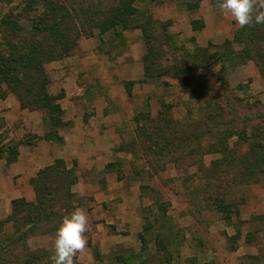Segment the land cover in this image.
<instances>
[{
	"label": "rangeland",
	"instance_id": "obj_1",
	"mask_svg": "<svg viewBox=\"0 0 264 264\" xmlns=\"http://www.w3.org/2000/svg\"><path fill=\"white\" fill-rule=\"evenodd\" d=\"M196 1L136 2L138 13L135 19L147 22L152 35L150 43L161 52L156 58L159 64L168 66L172 61L181 60L185 49L192 50L194 47L207 48L211 55L223 53V42L231 40L240 29L230 15L221 13L215 7L209 10V5H215L216 0H201L189 9V3ZM20 9L18 0L8 5L0 2V15H13ZM28 15L32 17V13ZM193 20H201L204 27L192 30ZM97 34L94 31V36L90 38L80 35L69 58L45 65L51 94L59 93L56 90L66 84L67 68L61 67L65 60L69 67L68 76L74 81L79 79L85 96L73 95L71 102L85 108L86 118L99 110L100 113L114 114L115 122L121 123L110 134L116 141L113 153L106 158L108 163L111 162V169L106 167L90 174L81 173L88 190L79 196L82 191L79 183L72 193L71 206L64 212L67 215L76 207H81L89 216L87 257L84 253L79 258L76 256L74 264H125L121 256L141 253H146L147 258L152 257L148 264H264V165L250 164L252 157L247 144L254 140L245 142L234 134L228 140L233 151L225 154V158L215 154L204 155L207 144L216 143L220 137V133L212 127L210 117L207 118L204 113V102L208 96L192 99L175 79L165 74L154 85L140 84L139 80L143 77L142 57L146 54V42L140 30L131 29L120 36L107 33L99 37ZM233 49L240 51L242 46L234 45ZM207 66L209 70L198 71L197 74L193 70L188 76L199 75L198 81L212 85V91L220 98L223 120L230 119L227 115L230 108L243 113L249 104H258L255 106L257 110L264 111V76L258 59L243 61L239 55L235 62L215 63L209 60ZM212 73L219 75L223 85L214 80ZM130 81L134 85L125 87V83ZM68 91L73 94L76 87L68 88ZM4 100L0 98V160L5 162L1 168L4 176H0V221L10 217L11 202L17 200H11L8 192L10 179L13 181L16 178L5 171L15 162L7 165L5 148L18 140L37 142L35 146H38L44 142L43 139L38 140V136L47 132L43 113L40 112V115L46 130L41 125L35 126L34 122L39 119L34 111L24 110L27 113L22 114L12 108H9L11 112L3 111L6 109L2 103ZM68 104L65 101L63 106L67 108ZM144 115L149 117L146 122L141 119L145 118ZM135 117H139L140 123H147L146 131L154 133L153 137L146 139L138 136L134 130ZM160 117L167 118L171 126L164 132V137L161 135L163 132L158 130V126H164ZM68 126L65 125L66 128ZM249 127L252 130H247V137L254 129L258 130L261 133L259 139L264 143V120H256ZM64 129L58 131L63 141L51 143L47 159L55 160L57 153L61 152L64 143L61 131ZM209 130L213 131V137L208 134ZM239 130L230 131L237 133ZM199 131L204 133L201 148L190 137L185 138ZM134 138L138 139L137 144ZM158 139L160 143L172 141L170 139L188 142L185 148L171 142L166 148L168 151L156 155L148 147H152ZM244 157L247 162H238ZM217 159L220 162L215 171L211 170V162ZM65 166L71 170L70 176L76 178L75 160L70 161L71 167L66 163ZM106 184L112 187L111 195L107 201H102L100 195L96 200L95 194ZM30 189L22 186L26 196L18 199L33 202L35 197ZM217 199L223 200L229 207V218L214 210ZM160 203L166 207L163 213L158 210ZM61 220L62 217L54 216L51 221L38 225L27 239L28 250L38 256L47 253L44 261L50 264L55 233ZM148 223L153 225V229L147 232L145 242L141 243L138 235L144 233L143 227ZM6 227L9 229L12 224L8 223ZM105 231L120 236L113 243L106 242L103 240ZM158 232L162 233L161 245L167 248V252L160 251L155 242ZM25 254L19 243L1 252V256L11 263L24 259Z\"/></svg>",
	"mask_w": 264,
	"mask_h": 264
},
{
	"label": "trees",
	"instance_id": "obj_2",
	"mask_svg": "<svg viewBox=\"0 0 264 264\" xmlns=\"http://www.w3.org/2000/svg\"><path fill=\"white\" fill-rule=\"evenodd\" d=\"M15 0H0L4 4H12ZM21 9L16 14L0 15V98L4 99L8 94L13 95L21 110L40 111L43 113V122L47 127V132L38 136V140L43 139L48 143L54 141L62 142V137L58 131L66 123L63 122L64 111L60 105V100L64 97L63 92L51 94L48 90L49 79L45 72V65L62 60L71 56L77 45L80 35L88 38L94 36V31L101 37L107 33H114L120 36L122 32L137 29L142 33L146 42V54L142 57L143 77L139 83L156 84L161 76L167 75L181 86L184 93L195 99L201 96L205 99L204 111L207 118L210 117L211 125L220 137L207 144L203 151L204 155H220L225 158V154L231 153L233 148L229 147V139L236 134L240 140L245 142L254 140L247 144V149L251 155V165H264V143L260 138V131L254 129L248 137L247 130H252L249 125L256 120H264V111L257 110L258 104H249L248 109L241 113L237 109L230 108L227 115L230 119L223 120V108L220 98L212 91V85L198 81L199 75L189 77L188 74H196L198 71H207L208 61L235 62L237 57L243 61L251 58L258 59L260 69L264 76V25L240 28L231 40L225 41L222 47L223 53L211 55L207 48L194 47L185 49V54L177 61H172L170 65H162L156 62V58L161 54L153 44L150 43L151 34L147 22L137 21L138 9L135 4L138 0H18ZM201 0L189 3L188 8L197 6ZM32 13V17L28 14ZM192 30H201L204 23L201 20L191 22ZM234 45L242 46L240 51L233 49ZM254 46V47H253ZM178 49V48H177ZM180 49H183L182 47ZM194 70V71H193ZM214 80L223 85L222 79L216 73H212ZM196 78V79H194ZM133 82H126L125 87H132ZM208 88V89H207ZM240 88V86H239ZM129 89V88H128ZM130 92V91H128ZM253 108L255 110H253ZM147 116V117H146ZM146 119L148 115H144ZM164 126H158V130L164 132L170 129V122L167 118L160 117ZM135 131L140 138H151L154 133L146 131V124L140 123L139 117H135ZM156 121V120H155ZM237 129L231 133L230 130ZM213 137V131H207ZM156 135H159L156 134ZM36 136V135H34ZM202 131L190 133L185 137H190L201 148ZM138 137V138H139ZM264 138V137H263ZM167 141L160 143L156 140L152 147L156 155L163 154L171 142H175L182 148L187 146L188 141ZM174 143V144H175ZM36 143L27 140H18L16 144H10L5 148L7 165L16 162L19 146H35ZM187 148V147H186ZM160 150V151H159ZM194 151V150H193ZM248 157V156H247ZM2 157L0 156V159ZM235 160V159H234ZM219 159L211 162L215 171ZM238 162H247L246 157ZM250 164L248 166L250 167ZM250 174L252 173L249 171ZM71 170H67L65 162L55 159L53 163L41 170L30 179V185L34 193V201L27 202L24 199H17L11 202V214L6 221H0V264H50L44 261L47 253L43 252L38 256L28 250L27 239L35 231L38 225L52 220L54 216L63 217L67 207H70V200L74 197L71 186L76 178L71 177ZM212 175V173H211ZM249 175V174H248ZM245 182V181H244ZM215 201L214 210L228 217L229 207L223 200ZM158 210L162 213L166 207L160 203ZM156 222L159 223L158 218ZM8 223L12 224L9 229ZM162 226V225H161ZM153 229V225H144L143 232L139 233L141 243L145 242L147 232ZM170 232V231H169ZM161 232L156 233L157 246L160 251L167 252V248L162 246L163 240ZM3 235V236H2ZM2 236V237H1ZM20 244L24 250L25 258L18 262L4 259L1 256L6 248L11 245ZM161 247V248H160ZM144 248V246H143ZM152 257L147 258L146 253L137 255H124L120 259L125 264H148Z\"/></svg>",
	"mask_w": 264,
	"mask_h": 264
},
{
	"label": "crops",
	"instance_id": "obj_3",
	"mask_svg": "<svg viewBox=\"0 0 264 264\" xmlns=\"http://www.w3.org/2000/svg\"><path fill=\"white\" fill-rule=\"evenodd\" d=\"M65 62L67 61H62L61 67L68 69L69 67L68 65L66 66ZM67 69H65V71L67 72L66 77L64 78L63 76L66 84L62 85V88L56 91H63L64 97L60 100V105L64 111L62 119L63 122H65L66 125L68 124L69 126L67 128L64 126L65 129L61 131V135L64 137V143L62 148L60 149L61 152L57 153L55 159H61L65 161L68 167H71L70 161L75 160V162L77 163V176L75 183L71 186V192L74 193V188L77 187L80 183L82 186V191L79 193L80 196L86 190H88L87 187L84 186V182L85 184L87 183L82 178L84 174H90L91 172H96V170H105L106 167H108L107 169L109 170L111 169V162L108 163L109 160H107L106 158L111 153H113L112 148L114 147V143L116 141L112 137H110V134L112 133L111 131H113L114 133V129L119 128L121 126V123L115 122L116 117L114 116V114L111 115L109 114L110 112L107 114L100 113L99 110H96L94 115L92 114L86 118V111L84 110L85 108L83 106H76L71 102L73 95H76L78 97L83 96V98H85L84 92H82L83 88L82 86H80L81 82L79 81V79L77 81L71 80V76H68L69 70ZM74 86L76 87V91L73 94H70L68 88H74ZM14 98L15 97L11 94L7 95L5 100L2 102L4 104V107H6V109H3V111L11 112L9 108H12L16 113L18 111L21 114L24 112L27 113L24 110L21 111L19 104ZM65 101L69 103L67 108L63 106V103ZM33 113L36 114L39 119V121L34 122L35 126L41 125L44 127V130H46L41 119L40 111H34ZM34 120L36 121V119ZM21 125L23 126V123H21ZM66 131H68L69 134ZM101 131H104V133L101 134ZM63 132H65L66 134L63 135ZM137 142L138 139L134 138V143L137 144ZM50 145L51 143L44 141L38 146H19L17 161L14 164L9 165L5 171V173L10 174V177L16 178L13 181L10 179L11 187L8 192L9 195H11V200L25 197V191L21 190L22 186L26 187V189H30L31 187H29L30 185L28 183L31 177L33 178L39 170L49 166L53 162V158V160L51 158L47 159V157L49 156V150L51 149ZM81 162L83 163L82 166ZM4 163V160H0V176H4V172L1 169ZM101 163H103L102 166ZM111 188L112 187H110L109 184H106L100 192H97L95 194V199L99 200L97 196L100 195L102 197V201H107V197L111 195ZM30 190L32 191V188ZM107 224L111 223L108 222ZM119 236L120 234L118 233L108 234V232L105 231L103 240L113 243V241L116 240L115 238ZM100 242L102 243V241ZM85 252L86 250L78 253L77 257L79 258L83 253L84 256L87 257V252Z\"/></svg>",
	"mask_w": 264,
	"mask_h": 264
},
{
	"label": "clouds",
	"instance_id": "obj_4",
	"mask_svg": "<svg viewBox=\"0 0 264 264\" xmlns=\"http://www.w3.org/2000/svg\"><path fill=\"white\" fill-rule=\"evenodd\" d=\"M213 7L230 15L240 28L264 25V0H216L215 5H209V10ZM88 226L89 216L81 207L62 217L49 257L51 264H74L77 254L87 247Z\"/></svg>",
	"mask_w": 264,
	"mask_h": 264
}]
</instances>
